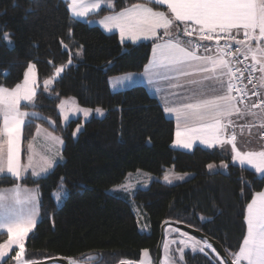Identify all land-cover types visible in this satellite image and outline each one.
<instances>
[{"label": "trees", "instance_id": "1", "mask_svg": "<svg viewBox=\"0 0 264 264\" xmlns=\"http://www.w3.org/2000/svg\"><path fill=\"white\" fill-rule=\"evenodd\" d=\"M114 1L116 11L141 2ZM105 13L108 11L91 17ZM0 32L10 33L13 41L8 46L0 41V85L14 87L22 82L29 64L35 65L36 108L27 110L37 111L44 119L33 120L23 130V149L35 136L37 125L63 140V162L45 178L0 177V189L19 184L39 192L38 221L25 241L26 261H84L92 257L90 264H119L139 260L143 250L154 259L165 221L203 233L232 259L229 253L238 250L246 234V203L254 191L264 190V178L232 165L230 154L222 150L199 146L189 152L173 149L175 125L142 87L110 91V78L143 72L150 59L151 43L122 45L115 34L73 20L63 0H0ZM70 57L72 63L68 64ZM247 62L251 64L250 59ZM60 66L65 67L50 87L54 91L45 92L43 81ZM69 98L82 108L104 112L102 119L86 121L75 140L72 133L81 120H72L63 128L57 111L59 103ZM259 122L241 121L236 134L243 140L264 141ZM249 123L258 127L249 128ZM208 164L217 166V170L227 164L228 172L214 173L215 167L209 170ZM170 169L189 178L172 186L153 181L131 196L109 193L130 173L142 171L160 180ZM61 184L66 198L57 207L52 195ZM138 223L146 225L148 232L141 233ZM168 229L182 232L166 227L164 239ZM6 236L0 235V243ZM205 253L186 252L182 264H219L221 258L212 248ZM6 260L8 264L14 262Z\"/></svg>", "mask_w": 264, "mask_h": 264}, {"label": "snow or ice", "instance_id": "2", "mask_svg": "<svg viewBox=\"0 0 264 264\" xmlns=\"http://www.w3.org/2000/svg\"><path fill=\"white\" fill-rule=\"evenodd\" d=\"M65 4L71 18L76 21L91 22L87 20L90 15L108 11L109 14L103 15L96 23L109 33L118 30L121 43L126 40L133 44L151 40L152 59L145 66V73L151 71L167 81L209 74L187 81L196 86L191 89V96L172 93L179 103L169 106L168 98L165 97L163 111L170 117L174 116L176 121L174 145L183 149H191L197 141L208 148L230 145L234 165L238 164L242 169L247 166L264 178V148L239 150L236 125L231 119L233 116L261 118L259 127L264 128V95L259 91L264 89V0H141L119 11L115 10L114 0H65ZM221 40L225 41L223 45ZM0 41L5 46L13 42L11 34L7 32H0ZM206 41H214V44L203 43ZM240 56H243V61L251 59V64L245 65V70L260 73L259 77L251 74L247 77V84L253 86L250 92L247 85L239 86L244 78V70L236 67L243 63ZM71 63L70 57L68 64ZM65 66L56 67L54 75L43 81L45 92L54 91L50 86ZM116 79L131 82L133 76L128 73ZM205 81L211 83L205 84ZM152 82L149 77V83ZM37 87L35 65L32 64H29L21 83L11 88L0 85V175L15 180L26 179L29 170L32 177L40 178L56 163L51 158L42 157L43 165L39 171L35 166L34 141L41 132L53 144H63L61 138L37 125L36 136L27 142V161L22 162L23 130L30 127L33 120L44 119L37 111L27 110L36 108ZM171 87H183V84L172 83ZM157 91L160 89L157 88ZM252 96L257 99L253 101ZM67 103L62 100L58 105L65 120L68 119L65 114ZM75 111L82 112L85 117L92 112L91 109L78 106ZM95 111L103 115L102 109L96 108ZM246 126L251 128L255 125L249 123ZM229 128L231 132H228ZM79 131L78 127L76 132ZM261 138H264V133H261ZM207 167L212 170L215 166L208 164ZM221 167L227 168L228 165L222 164ZM164 179L171 183L168 175ZM244 183L250 187L247 182ZM128 188L127 185H121L114 190L128 191ZM241 196H245L244 188L241 189ZM34 199L33 193L22 189L19 184L7 192L0 191V235L7 234V239L0 243V264H8L5 257L15 260L17 264H29L24 254L26 238L36 223ZM57 200H60L59 196ZM244 221L246 234L238 250L229 253L231 264H264V190L252 193L250 202L245 206ZM186 235L181 233V236ZM179 243L184 248L191 247L193 251L199 248L201 252H204L205 247H212L207 240L201 243L192 237L182 239ZM184 248L172 249L165 243L163 264H182ZM15 249L18 251L9 255ZM143 257L139 264H152L147 250H143ZM71 264L76 262L72 261ZM121 264L135 262L125 260ZM219 264H226V261L220 259Z\"/></svg>", "mask_w": 264, "mask_h": 264}, {"label": "rangeland", "instance_id": "3", "mask_svg": "<svg viewBox=\"0 0 264 264\" xmlns=\"http://www.w3.org/2000/svg\"><path fill=\"white\" fill-rule=\"evenodd\" d=\"M63 1H65V0H63ZM87 20H88V18H87ZM82 21H84V20H82ZM88 21H92V20H88ZM89 23H91V22H89ZM88 26L92 27L91 25H88ZM134 45L137 46V44H134ZM138 45H139V43H138ZM79 54H80V52H79ZM259 76H260V73H259ZM120 82L121 81L120 80H117L116 78L109 79V81H108V87H109L110 91L113 92V93L114 92L116 93L121 88H123L124 85H121ZM65 101H68V103L65 105V114L68 116V119L67 120L64 119V114H62L60 108L57 107V111H58V114H59L60 120H61V126L63 128H65L66 125L70 121L77 120V119H80L81 120V124H79V125L76 126V128L73 131V133L76 132V129L78 127H79V129L81 131L82 130V127H83V124L86 121H88L89 119H91L93 117L94 118H100V119H102L104 117V112H103V115H100V114L96 113L95 110H92V112L90 113V115L88 117H85L82 112L75 111V108L77 106L79 108H82V107H80L76 103V101L74 99H72V98L70 99L69 98V99H65ZM42 129H46V128H42ZM47 131H49V130H47ZM79 132H76V135L75 136L72 133V138L74 140L77 138ZM52 134L54 135V133H52ZM35 136H36V133H35ZM54 136L59 137L58 135H54ZM196 143H199V141H197ZM225 146H226V149L225 150L228 152V154H230V157H231V146L230 145H225ZM195 147H197V146H195ZM195 147H192L191 149H182V150L185 151V152H189V151H192ZM237 147L241 151L260 150L261 148H264V141H262V140H260L258 138H252L251 139L249 137H244V140L242 141V143L240 145H238ZM49 148H50V150H49ZM172 148H173V146H172ZM62 149H63V144H59V143L53 144L51 141L47 140L45 138V134L43 132H41V134L34 141V151H35V158L34 159H35V166H36L37 170L39 171V168L43 165V159H42V157L51 158V159L55 160L56 163L53 164V167L51 169H49L46 174H41V177L40 178H34V177H32L31 176V170H29L27 176L30 175V177L33 178V179L45 178L53 170V168L57 164H61L63 162ZM23 151H24V156H23ZM26 151H27V145L25 146L24 149L22 147L21 159H22V162H24V163H26V161H27V157L25 155ZM230 162H231L232 165H234L232 163V160L231 159H230ZM235 166H239V165L238 164H235ZM245 168H247V166H245ZM221 170H223V172H220ZM249 170H251V171L254 172V170H252V169H249ZM216 172L217 173H221V174H226L228 172V170H227V168H223V167H221L220 170H217V166H215L214 173H216ZM165 175H168L169 180H171V183L167 182L164 179ZM257 175L260 176L259 174H257ZM2 176H5V175H0V177H2ZM6 177H9V176H6ZM177 177H182V178H177ZM188 178H189V175H187V174H178V173H175L171 169L168 170V171H166V173L163 175V177L160 180L156 179L154 176H152V175H150V174H148L146 172L137 171V172L128 174L126 176L123 184H121V185H127V186H129L128 191L114 190V189H119V186H117V187L112 188L109 191V193L110 194H118L120 196H123V195L124 196H131L137 190H145V189H147L153 181H160L161 183H163L165 185L172 186V185H176V184L183 183ZM31 190L32 191H30V192L33 193L34 198H35L34 199V204H35V208H36V211H37V216H36V223H37V221H38V206H39V192H38L37 188H31ZM57 196L60 197V200L59 201L57 200ZM52 197H53V200H54L56 206L57 207H60L62 205L64 199L66 198V191H65V187H64L63 184H62V187L60 185L59 190H57L55 193H53ZM136 214L139 215L140 213L136 212ZM138 215H136L137 218H138ZM36 223H35V225H36ZM34 228L32 229L31 232H29L28 236L33 232ZM138 229H139V231L141 233L142 232H148V227H146V225H143V224H140V223H138ZM181 233L182 232H179V231H177L175 229H168L166 231V233H165V239H164V243H163V247H162L161 264H163L164 256H165V250H164V244L165 243H168L172 249H176L177 247L184 248V246L179 243L180 240L187 239L188 237H191L188 234L186 236H181ZM4 234H6V232ZM175 234H177V236H175ZM6 239H7V236H6ZM194 239L195 240H198L196 238H194ZM173 241H175L176 243H172ZM198 241H201V240H198ZM201 243H202V241H201ZM207 250H211V248L205 247L204 248V252H201V251H199V248H197L195 251H193L191 247H187V248H184V254L186 252H191L192 254H194V253H205V252H207ZM15 251H18V249H15L14 251L10 252L9 255H11L12 253L15 254ZM149 258L151 259L152 264H154V259L150 255V253H149ZM4 259L6 260L7 257H5ZM91 259H92V257H89V258L85 259L84 261H75V262H76V264H90V260ZM142 259H144L143 252L141 253V255L139 257V260L135 261V264H139V261L142 260ZM13 261H14L13 264H17V262L15 260H13ZM72 261H74V260H67V262L69 264H71Z\"/></svg>", "mask_w": 264, "mask_h": 264}, {"label": "crops", "instance_id": "4", "mask_svg": "<svg viewBox=\"0 0 264 264\" xmlns=\"http://www.w3.org/2000/svg\"><path fill=\"white\" fill-rule=\"evenodd\" d=\"M139 1H141V0H139ZM107 14H109V12L108 13H105L103 15H107ZM94 15H97V14H94ZM94 15H90L88 17V20H92L91 23L85 22V21H82V20H80V22H84L87 25H91L92 27H97V28H99L105 34H115L117 36L118 40H119V43L122 44V45L129 44V45L135 46L131 41H128V40H126L124 43H121L120 35H119L118 30H116V31H114L112 33L106 32L101 26H99L98 23H96V21H98L100 18H102L103 15H100L98 17H91V16H94ZM138 43L139 44H142V43H151V45H152L153 42L151 40H141V41H138L135 44L138 45ZM151 59H152V46H151V55H150L149 61ZM149 61H148L147 65L149 64ZM250 63H251V59H250ZM202 75H209V74H198L197 76H194V77H181L179 79V81H167V80H164L161 77H158V76L154 75L151 71H149L148 73H145V69H144L143 72H141L140 74H132L133 80L131 82L124 81V80H120L121 81L120 84L121 85H124V86L118 92H122V91L128 90L130 88H133V87H136V86H140V87H142L146 91V93L151 98L155 99L158 102L159 106L163 110V108L165 106V97L166 96L168 98L169 106H172L174 103H179L180 101H178L177 98H176V96H173L172 93H180V94H182L184 96H191L192 95L191 89L193 87H196V86L188 84L187 81L188 80H191V79H200ZM124 76L125 75L118 76V77H115V78H122ZM149 77H151V79L153 81L151 84L149 83ZM258 77H259V75H258ZM110 79H114V78H110ZM172 83L183 84V87L172 88L171 87V84ZM204 83L205 84H208V83H211V82L210 81H205ZM157 88L160 89L159 92L157 91ZM261 90H262V93L264 94V89H261ZM210 94H213V93H210ZM163 113H164V111H163ZM164 115L166 116V118L172 120L173 123H174V125H175L174 140H173V143H172L173 148L175 150H182L183 148H179V147H177V146L174 145L175 132H176V121H175V117L174 116H171L170 117L166 113H164ZM231 119L235 122V125H236L235 129H240V126L239 125H240L241 121H245L247 119H250V120H260L261 118H253V117H250V116H246V117H243V118H238L236 116H233ZM231 131H232V129L229 128L228 129V132H231ZM242 141H243V138H241L239 135H237V146L240 145L242 143ZM195 146H199V147H202V148L207 149V150H215V149H218V150L224 151L225 153H228L225 150L226 149V146H224V147L215 146L213 148H208L206 145H201L200 143H195L193 145V147H195ZM11 188L12 187L5 188V189H0V191L7 192V190H9ZM21 188L24 189L25 187H21ZM26 189H28L29 191H32L31 188H26ZM9 195H11V193H9ZM22 195H24L23 192H22ZM38 214H39V206H38Z\"/></svg>", "mask_w": 264, "mask_h": 264}, {"label": "water", "instance_id": "5", "mask_svg": "<svg viewBox=\"0 0 264 264\" xmlns=\"http://www.w3.org/2000/svg\"><path fill=\"white\" fill-rule=\"evenodd\" d=\"M166 227H174L188 235H190L193 238L199 239L201 241L207 240V242L212 246V249H215V252L219 255L221 259H224L226 261V264H231V260L228 257V255L225 253L222 246L217 243L216 241L210 239L208 236L204 235L203 233L194 230L192 228H189L187 226H184L182 224L173 222V221H165L162 223L160 227V234H159V240L158 244L155 250L154 254V264H161V254H162V246L164 241V230ZM29 264H69L65 259L61 258H53L48 259L41 262H35V263H29ZM121 264V263H119Z\"/></svg>", "mask_w": 264, "mask_h": 264}, {"label": "built area", "instance_id": "6", "mask_svg": "<svg viewBox=\"0 0 264 264\" xmlns=\"http://www.w3.org/2000/svg\"><path fill=\"white\" fill-rule=\"evenodd\" d=\"M207 42V41H206ZM210 43H212V44H214V41H212V42H210ZM225 43V41L224 40H221V45H223ZM239 59L241 60V61H243V56H240L239 57ZM245 65H249L248 64V62L247 61H243V63H240V64H238V65H236V67H238V68H240L241 70H244V78H243V81H242V83H240L239 84V86L240 87H243L244 85H247V89L249 90V92L252 90V88H253V86L251 85V84H247V77L251 74L252 76H254V77H257V72H255V73H251L250 72V69H248V70H245ZM239 73H237V76L239 77ZM256 81L254 80V83H255ZM259 91H260V89H259ZM261 92V91H260ZM233 94H235V93H233ZM262 94V93H261ZM251 99L253 100V101H255L256 99H257V97H255V96H252L251 97ZM241 107H243V106H241ZM255 111H258V112H260L261 110H255ZM258 127V125H255V129ZM261 133H264V128H262V132ZM260 136H261V134H260ZM262 139H264V138H262Z\"/></svg>", "mask_w": 264, "mask_h": 264}, {"label": "clouds", "instance_id": "7", "mask_svg": "<svg viewBox=\"0 0 264 264\" xmlns=\"http://www.w3.org/2000/svg\"><path fill=\"white\" fill-rule=\"evenodd\" d=\"M261 93H262V91H261ZM263 94V93H262Z\"/></svg>", "mask_w": 264, "mask_h": 264}]
</instances>
